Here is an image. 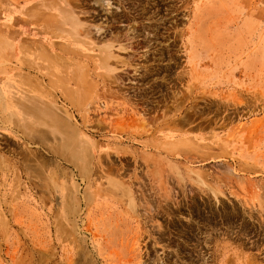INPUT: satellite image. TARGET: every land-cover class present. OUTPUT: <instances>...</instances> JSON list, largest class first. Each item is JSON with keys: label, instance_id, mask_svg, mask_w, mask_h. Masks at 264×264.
<instances>
[{"label": "rangeland", "instance_id": "obj_1", "mask_svg": "<svg viewBox=\"0 0 264 264\" xmlns=\"http://www.w3.org/2000/svg\"><path fill=\"white\" fill-rule=\"evenodd\" d=\"M38 1L0 0V264H264V0H50L65 45Z\"/></svg>", "mask_w": 264, "mask_h": 264}, {"label": "bare ground", "instance_id": "obj_2", "mask_svg": "<svg viewBox=\"0 0 264 264\" xmlns=\"http://www.w3.org/2000/svg\"><path fill=\"white\" fill-rule=\"evenodd\" d=\"M33 1L34 0H25V2H24L25 6L29 5ZM38 2H40V3H36V5H34V6L26 7L23 10V15H24L25 19L29 15L32 16V18L30 20H28L29 23L41 28L46 34H48V36H50V38L52 37L51 39L54 40V44L65 45V43L70 44V42H73L72 39L68 40L69 37H70L69 35H67V36L55 35V33L53 34L52 31H51L52 29L51 30L50 29L49 30L45 29L42 26L41 22H39V19L41 18L40 16L45 15L44 13L49 12L50 10H53V12H56V11L65 12L66 10L68 11L70 9L69 1H65V5H62V4L58 3V2L55 3V1L51 2L50 0H39ZM101 4H102V6H104L106 8H110L111 7V4H110V2L108 0H101ZM32 11L35 14H31ZM58 24H59V27L62 25V29H65L66 24L64 23V20L62 21V19L60 18V21L57 23V26H58ZM97 32L99 33L100 30H97ZM79 40L81 42L85 43L87 48L94 47V44H93V41H92V39L90 37L89 31H87L86 34L83 35V37H77V40L75 42L76 43L77 42L80 43ZM9 43H10V45L13 44L14 47L16 48V49L12 48L13 51H11V52H12V55L14 56V58L17 59L18 56H20V54H22V53L19 52V50H18V48H17V46H16V44H15V42L13 40L9 39ZM76 43H74V44H76ZM29 47H31L32 50L34 49V47H32L31 45H29ZM40 47H38V48H40ZM40 49H42L45 53L48 54V55L43 54V55H45L44 57H47L50 54L51 55L53 54L50 50L48 51V49H46L44 47H41ZM42 50H41V52H42ZM25 51L28 52L29 55H33L32 54L33 52L28 47H27V49H25ZM26 60L29 62V61H33L34 59L32 57H26ZM17 61H18V59H17ZM33 62H36V61H33ZM44 76H46V75L42 74L40 76V74L39 75L35 74V73L32 74L31 71H24V68H23L21 70L20 69L16 70V72H14L13 74H11V72H9L8 80H7L8 82L10 80L11 87L14 88V90H16L15 92L23 93V95L25 97V100H24L25 101V103H24L25 104V108H27L26 112H27V114H29V117L32 120H33V118H35L36 121L39 118H41L44 115H46L45 112L48 113L50 111V107H53V106L57 107V104L55 103V100H54V97H56V94L53 95L54 93L52 94L51 92H49V89L46 87V85L44 83L45 82ZM65 94H67V92ZM66 97H69L68 94H67ZM21 106H23V105H21ZM63 113H65V111ZM55 134H57L59 136L60 141H63V138H65L64 136H62L60 133H58L56 131H54V135ZM72 140H74V139H72ZM76 140H77V138H76ZM80 143H81V141H79L78 142L79 145L83 144V143H81V144ZM75 144L76 143H74L72 145H75ZM72 148H73V146H72ZM75 149H77L79 151V148L77 146H76ZM65 150L69 151L70 148L67 149V147H66ZM71 150H73V149H71ZM70 155H71V152H70ZM129 197H130L131 201H134V197H133L131 191H129Z\"/></svg>", "mask_w": 264, "mask_h": 264}, {"label": "flooded vegetation", "instance_id": "obj_3", "mask_svg": "<svg viewBox=\"0 0 264 264\" xmlns=\"http://www.w3.org/2000/svg\"><path fill=\"white\" fill-rule=\"evenodd\" d=\"M121 27H127V24H119Z\"/></svg>", "mask_w": 264, "mask_h": 264}]
</instances>
